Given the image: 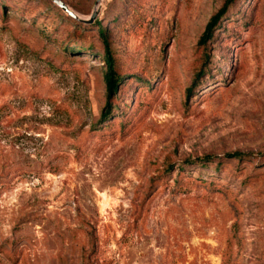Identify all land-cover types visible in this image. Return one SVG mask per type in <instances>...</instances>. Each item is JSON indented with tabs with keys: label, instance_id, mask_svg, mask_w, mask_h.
<instances>
[{
	"label": "rangeland",
	"instance_id": "1",
	"mask_svg": "<svg viewBox=\"0 0 264 264\" xmlns=\"http://www.w3.org/2000/svg\"><path fill=\"white\" fill-rule=\"evenodd\" d=\"M224 2L126 0L120 70L151 85L126 78L101 121L96 31L52 0H0V264H264V0L235 1L185 94Z\"/></svg>",
	"mask_w": 264,
	"mask_h": 264
},
{
	"label": "trees",
	"instance_id": "2",
	"mask_svg": "<svg viewBox=\"0 0 264 264\" xmlns=\"http://www.w3.org/2000/svg\"><path fill=\"white\" fill-rule=\"evenodd\" d=\"M236 0H225L223 5L215 12L210 20L208 21L204 32L200 36L198 40V47L202 49V62L200 66L194 71L192 82L186 89V97L187 100H190L193 96L197 95L199 92L203 93L205 89V85L209 82V77L211 74V55L208 51V44L216 37V31L220 28V24L223 19L228 15L229 9L233 6ZM126 0H110L106 4V18L107 24H103L101 20L96 17V19L91 23H81L76 19L72 18V21L78 25V27L91 28L96 31L97 39L100 44L98 53L103 62V80L106 86V99L107 104L104 108L100 120L105 121L109 119V117L113 114L115 110L114 101L116 96L115 93L119 91L120 87L123 85L124 80L128 77L134 78L139 82H142L145 85H151V81L149 79H142L137 73L132 72L129 74H123L120 70V50L117 42H114V37H122L123 32L126 31L129 26L128 22L125 18H123V13L126 9ZM56 7V6H55ZM109 8H111V12H109ZM83 49V48H82ZM85 51H94L95 47L93 44H89L84 46ZM251 156L250 153L242 152L236 150L234 152H229L226 154L227 159L238 160L239 162L248 159ZM215 156L211 154H207L202 156L201 158L195 160H188L187 162L193 164L194 162H198L202 168H207L210 163L215 162ZM220 162L217 163L216 169L219 168ZM225 264H233L232 261L225 257Z\"/></svg>",
	"mask_w": 264,
	"mask_h": 264
},
{
	"label": "water",
	"instance_id": "3",
	"mask_svg": "<svg viewBox=\"0 0 264 264\" xmlns=\"http://www.w3.org/2000/svg\"><path fill=\"white\" fill-rule=\"evenodd\" d=\"M56 5H58L65 13H67L69 16L72 18L83 21L86 23H91L93 22L96 17L99 14L101 5H102V0H96L95 3V8L92 11L91 15L88 18H83L81 17L78 13H76L74 10H72L66 3H64L62 0H52Z\"/></svg>",
	"mask_w": 264,
	"mask_h": 264
}]
</instances>
